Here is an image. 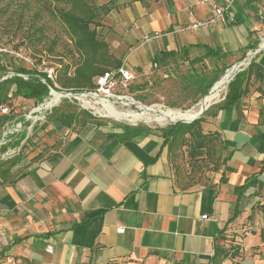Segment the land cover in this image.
Returning <instances> with one entry per match:
<instances>
[{"label": "crops", "instance_id": "1", "mask_svg": "<svg viewBox=\"0 0 264 264\" xmlns=\"http://www.w3.org/2000/svg\"><path fill=\"white\" fill-rule=\"evenodd\" d=\"M151 1L144 13L134 0L139 16L115 45V57L124 54L127 67L141 76L154 69L151 60L161 52L173 51L169 65L183 64L182 75L190 76L192 68L212 65L209 59L190 64L206 48L226 54L218 66H231L249 43L259 46L264 0H232L234 23L183 33L175 31L211 18L210 8L193 0ZM148 32L163 39L160 52L143 48L131 56ZM259 50L245 95L205 114L201 129L218 147L186 163L185 147L163 146L160 130L60 108L43 121L30 120L37 103L14 97L12 85L0 101L9 109L0 112V264H264V48ZM11 126L17 131L5 135Z\"/></svg>", "mask_w": 264, "mask_h": 264}, {"label": "rangeland", "instance_id": "2", "mask_svg": "<svg viewBox=\"0 0 264 264\" xmlns=\"http://www.w3.org/2000/svg\"><path fill=\"white\" fill-rule=\"evenodd\" d=\"M106 1L107 0H96L98 6H101L100 4L103 3V5L106 6L104 8L107 10L105 11L104 9V11L98 13L99 26L96 27L97 39L105 41L108 44L109 52L115 57L117 54H120V51L115 52V45L120 39L122 40L124 38L121 35V31L123 28L130 31L131 26L134 27V22L136 21L137 16H139L140 10L134 7V0H114L104 3ZM139 1L140 4H142L143 12L149 13L150 10L147 11L146 9L150 8L153 2L151 0ZM61 7L62 4L55 0H0V77L3 76L5 72H14L18 67L32 68L33 65L35 67L33 69H36L39 72L52 70L55 73L61 70L59 69L60 64H67L68 66H74V64H77L79 61V55L74 52L72 41L60 21L57 12ZM161 7H163L161 3L157 4L158 9H162ZM129 22H131L132 25L131 23L128 24ZM115 23L125 27L114 29ZM127 25L131 26L127 27ZM90 28L93 29V26ZM261 32L263 33H260L259 35V46H257L256 49L264 48V46H262V43L264 42V29H262ZM146 35L152 36L154 33L148 32L147 34H144L142 38L137 39L140 41V45L144 46H139L134 51L130 50L129 54L131 53V56L135 57L142 52L143 48L151 54H158L160 52V49L162 48H158L157 45L163 40L159 39L161 36L151 40L147 44H143V37ZM138 45L139 44H137V46ZM255 50L246 52L245 57L240 61L241 67L237 69L238 72L244 70L249 65L252 58L258 54L257 53L254 56L252 55ZM157 56L158 55L155 57ZM23 58H26V60ZM119 59L121 62L125 61V65H128L124 54L120 55ZM29 62H31L32 65ZM227 63L229 62L224 63L225 66ZM238 63L239 62L231 63L230 69L234 68ZM169 64L170 63L168 62L166 64H160L158 62V67L156 69H150L149 67L148 74L142 76L132 68L133 71L138 74V78L131 82L127 88L114 89L115 95L128 96L135 103H138V106H127L117 98L107 99L108 102H105L119 112H134L137 114H141L146 108L154 107L153 109L155 111L153 113L148 116L144 115L141 119L135 122H131L130 120L118 121L111 117L102 116L103 109L101 108L102 106H100V103L96 104V102L100 101L97 98L89 97L88 100L92 102L81 103L69 95L67 97H61L60 101L54 105L51 110L36 113L34 115L31 114L30 117L32 118L28 117V119L32 120L34 118H40V121H43L50 116L55 109L60 108L65 111H85L95 118L121 126H143L145 128L148 127L153 130L161 131L169 127L171 125L170 122L179 120L172 114H167L168 116L166 117V111L185 112L197 107L199 102L203 99V97H200L198 94L197 88L189 85L191 80H186L191 77H183L182 74L183 72L185 73L183 70L184 65L182 64L180 66L179 62H174V67H171ZM221 65L222 64H220L219 67H221ZM197 71L210 75L212 72V65H206L204 69H199ZM11 87V84L0 83V101L5 99L9 93H11L13 88ZM133 87L140 88L131 91V88ZM226 91L227 86H225L223 92H221L215 100L207 104L206 110L204 111L205 114L211 108L222 102ZM57 92L61 93L62 91L58 90ZM64 92L73 93L72 91L66 90ZM48 96L44 99L47 100L50 97ZM44 99L38 104L43 103ZM193 99L197 100L196 104L192 103ZM145 117H151L153 121H144L143 119H145ZM217 147L218 142H211L208 151L210 152ZM188 151L189 149L185 147V151L181 153V156L184 157L185 153H188ZM209 157L210 154H208L207 159H209ZM188 158V154L186 155L185 162L184 159L182 160L181 158L180 164L182 165L183 162H188Z\"/></svg>", "mask_w": 264, "mask_h": 264}, {"label": "trees", "instance_id": "3", "mask_svg": "<svg viewBox=\"0 0 264 264\" xmlns=\"http://www.w3.org/2000/svg\"><path fill=\"white\" fill-rule=\"evenodd\" d=\"M55 1L62 4V7L57 12L60 21L72 41L74 52L79 55V61L74 66L60 64L59 69L61 70L55 72L54 80L47 77L46 73L38 72L36 69L18 67L14 70L12 77L2 81V83H10L13 85L14 97L33 100L37 104L48 96L50 88L56 91H72L73 93L93 91L96 88V78L102 76L108 70H117L122 63L120 59L115 58L109 52L108 44L105 41L97 39L96 27L99 26L98 13L104 11V9L107 11L104 8L106 6H98L96 0ZM91 26H93V29L90 28ZM257 44V42L249 43L244 47L242 49L243 55L238 62L245 57L247 51L255 50ZM174 56L175 53L173 51L161 52L157 57H153L152 63H156L157 66L158 62L160 64H166ZM225 56V53L222 54L218 50L206 48L203 56L190 61L192 67L203 63L205 59L211 60L213 65L210 75H206L201 71L198 72L197 69L192 68V74L187 76L189 78L191 77L190 79H186L191 80L189 85L197 88L200 97L206 96L213 84L230 68V66H225L224 63L221 67L217 64V61L222 60ZM255 66L254 59H252L244 70L237 72L231 79L227 84V91L222 102L219 104L220 109L234 105L245 95L247 80L250 77L251 70ZM19 75H24L27 79H23ZM138 88L140 87H133L131 91ZM192 103L196 104L197 100L193 99ZM81 112L87 113L85 111ZM204 114L205 112L190 123L178 122L161 130L163 146L168 147L170 150L186 147L189 149L187 154L190 159H194L197 156H201L204 152H207L209 144L214 142V139L210 138L208 134H204L201 129V124L205 123ZM89 116L93 118L90 114ZM250 184L251 180L246 181L241 187L235 189V193L244 192ZM235 216L236 212L227 223L232 221ZM224 229L225 227L221 231L223 232ZM2 254L3 252H0V258Z\"/></svg>", "mask_w": 264, "mask_h": 264}, {"label": "built area", "instance_id": "4", "mask_svg": "<svg viewBox=\"0 0 264 264\" xmlns=\"http://www.w3.org/2000/svg\"><path fill=\"white\" fill-rule=\"evenodd\" d=\"M196 4L198 5H202V6H207L208 8H210L211 12H212V17L206 20H201V21H194L189 25H184L181 26L180 28H178L175 32L176 33H181V32H186V31H196L199 30L201 28H207L210 27L212 24L216 23V22H222V23H234L235 21V14L234 12H232L231 10V4H232V0H228L226 1L225 5H219L216 0H193ZM190 16H192L191 13H189ZM259 16L260 18L263 19V15L262 12H259ZM159 35L158 34H154L152 36H144L143 37V44H147L149 43L151 40L158 38ZM24 60H26V58H23ZM31 65L32 63L29 62ZM157 64L156 63H152L151 64V68H157ZM32 68H35L32 65ZM38 71V70H37ZM39 72V71H38ZM43 73L47 74V77L51 78L52 80L55 79V73L52 70H45L43 71ZM14 74L10 73L6 76L7 77H12ZM21 76L23 79H27L26 76L24 75H19ZM135 80V75L134 72L132 70H130L126 65H125V61H123L120 65V67L117 70H108L106 71L102 76L96 78V88L91 91V92H81L78 96L84 95L85 99L88 100L89 97L92 98H101L103 97L106 101H108L107 99H113V98H117L120 99L122 102H124L125 105L130 106L135 104V102L128 96H117L115 95L114 89L117 88H127V86L133 82ZM55 86H57L55 84ZM62 92H64L65 90H61ZM53 93H59L56 90L50 88L49 90V98L46 100L44 99L43 103L41 104H37L32 110L31 112L28 113V117H30L31 114L34 115L36 113H41V112H45L47 110H51V108L56 105L57 103H53L50 106H47L48 103H50L53 99ZM61 94V93H60ZM72 97V96H71ZM73 99L84 103V101L80 100V98H78L76 96L73 97ZM0 112L3 114H7L9 113V109L6 107H2L0 108ZM40 120V118H38ZM17 131V127L16 126H11L5 129L4 134H9V133H14ZM118 232H122L123 230L118 229ZM51 251V247H47L46 248V252H50Z\"/></svg>", "mask_w": 264, "mask_h": 264}, {"label": "bare ground", "instance_id": "5", "mask_svg": "<svg viewBox=\"0 0 264 264\" xmlns=\"http://www.w3.org/2000/svg\"><path fill=\"white\" fill-rule=\"evenodd\" d=\"M264 39V38H263ZM262 46H264V42L262 43ZM243 65V63H242ZM238 69V65H235L234 68L228 70V72H226L225 74H223L217 84L215 85L213 91L210 93V95H208L206 98L202 99L198 106L195 108H192L191 110L185 111V112H181V111H166V117L169 114H172L175 118H178L181 121H190L192 120L194 117H196L199 112L201 111V109L205 108L207 106V104H209L211 101L215 100L218 95L223 92V90L225 89V86H227V82L229 81V79L231 78V76L234 74V72ZM53 99L50 103L47 104V106H50L53 103H57L60 101L61 97H65L64 95L60 94V93H53ZM78 98H80V100L84 101V103L87 102H92L89 100L85 99L84 95L81 96H77ZM98 100H100L99 102H96V104L100 103L102 106L101 108L103 109L102 111V116L105 117H111L114 120H130L131 122H135L139 119H141L142 116L144 115H149L151 113H153L155 110L152 107L146 108L144 110V112H142L141 114H137L134 112H119L115 109H113L109 104H106V101L104 98H97ZM104 100V101H103ZM81 104V103H80ZM88 105V104H87ZM139 104L136 103V106H138ZM98 106V105H97ZM86 108V107H85ZM168 114V115H167ZM144 121H153L151 117H145V119H143Z\"/></svg>", "mask_w": 264, "mask_h": 264}, {"label": "water", "instance_id": "6", "mask_svg": "<svg viewBox=\"0 0 264 264\" xmlns=\"http://www.w3.org/2000/svg\"><path fill=\"white\" fill-rule=\"evenodd\" d=\"M259 51H260L259 49L255 50V52H253L252 55L254 56V55L257 54ZM240 63H241V62H239V63L237 64V65H238V68L241 67V64H240ZM228 70H230V68L227 69V70L225 71V73H226ZM237 72H238V70H236V71L234 72V74L231 76V78L229 79V81L227 82V84L231 81V79L236 75ZM225 73H224V74H225ZM2 80H3V79H2ZM2 80H0V81H2ZM217 82H218V81H217ZM217 82L213 84V86L210 88L208 94H207L206 96H204L203 99L206 98L208 95H210V93L213 91V89H214L215 85L217 84ZM61 94L64 95L65 97H67V96L69 95V96H72V97H75V98H76V96H78L80 93L61 92ZM133 105L136 106V103L133 104ZM205 110H206V107L203 108V109H201V111L199 112V114H198L196 117H194L192 120H190V121H180V120H178V121H175V122H170V124L173 125V124H176V123H178V122H181V123H190V122H192L193 120L199 118V117L203 114V112H204Z\"/></svg>", "mask_w": 264, "mask_h": 264}]
</instances>
